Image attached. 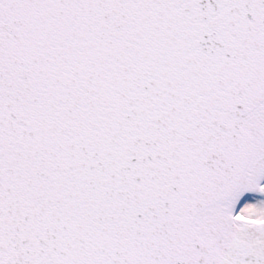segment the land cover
Here are the masks:
<instances>
[{
	"label": "snow or ice",
	"instance_id": "1",
	"mask_svg": "<svg viewBox=\"0 0 264 264\" xmlns=\"http://www.w3.org/2000/svg\"><path fill=\"white\" fill-rule=\"evenodd\" d=\"M0 264H264V0H0Z\"/></svg>",
	"mask_w": 264,
	"mask_h": 264
}]
</instances>
